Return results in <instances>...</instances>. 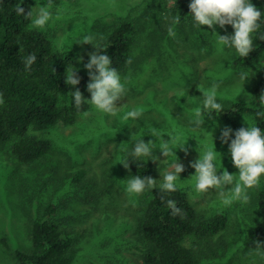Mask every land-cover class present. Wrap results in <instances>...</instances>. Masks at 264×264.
Returning <instances> with one entry per match:
<instances>
[{
  "label": "rangeland",
  "instance_id": "374dc122",
  "mask_svg": "<svg viewBox=\"0 0 264 264\" xmlns=\"http://www.w3.org/2000/svg\"><path fill=\"white\" fill-rule=\"evenodd\" d=\"M47 7L53 15L44 27L46 35L56 48L71 50L76 58L73 68L87 74L84 64L90 59L93 44L79 43L84 36H93L96 43L115 26L130 20L137 30V42L133 61L124 72H118L126 96L117 101L116 115L104 114L90 103L75 123H58L40 132L53 140V148L47 156L28 165L16 162L6 145L0 143V264H14L16 249L32 247L31 217L49 200L59 206V216L80 235V251L74 264H144L145 249L138 227L146 191L138 195L126 191L127 179L134 175L118 162H125L134 147L132 133L140 139L148 129H155L156 136L146 134L143 139L153 140L150 147L160 159L149 160L159 172L174 171L172 164L179 158L185 171L176 183L188 191L195 207L210 216L222 212L228 217L226 229L216 237L218 252L212 255L211 263L264 264V248H255L256 241H260L256 230L264 222L258 204L264 175L258 186L247 191V202L224 205L214 189L207 193L195 191V178L191 177L195 169L190 166L199 158V143L201 152L205 146L216 148L219 167L238 173L228 144L220 139L221 131L226 126L232 128L234 139L236 130L249 127L245 118L253 125L254 119L243 114L229 121L212 114L205 117L203 127L197 128L192 123L193 113L196 108L204 111V98L197 85L208 90L217 84V101L221 104L252 96L264 57L251 65L235 64L236 50L226 46L218 50L217 36L207 25L197 26L194 20L183 24V29L174 27L179 31L170 37L159 26L162 0H73ZM216 31L220 35L234 34L230 25H216ZM79 56L84 57L82 63ZM241 72L250 75L244 85ZM181 92L186 96L181 97ZM133 109L142 116L125 120L126 113ZM170 135L182 142L188 140L189 152L177 148L174 151L178 158L175 154L164 157L159 148ZM81 168L87 170L82 185L74 180Z\"/></svg>",
  "mask_w": 264,
  "mask_h": 264
},
{
  "label": "trees",
  "instance_id": "16d2710c",
  "mask_svg": "<svg viewBox=\"0 0 264 264\" xmlns=\"http://www.w3.org/2000/svg\"><path fill=\"white\" fill-rule=\"evenodd\" d=\"M68 1L73 0H0V143L6 145L10 155L22 165L44 158L53 148V140L41 136L40 132L58 123H75L81 113L90 108L91 95L86 89L89 75L77 69L81 80L76 87L85 97L79 110L69 93L73 88L66 83V71L75 64L74 53L56 48L45 28L33 27L31 20L15 11L18 3L27 12L33 4L58 6ZM250 2L262 13L260 28L252 34L253 51L246 58L237 54L234 59L237 65H251L264 57V39H260L264 34V0ZM189 3L190 0H162L164 9L159 24L162 32L166 34L170 26L183 29V24L193 21ZM177 18L179 23H174ZM136 42V27L132 21L125 20L95 44L109 55L112 66L122 73L133 61ZM92 50H96L94 45ZM32 54L37 59L32 70L26 72L22 57ZM222 107L223 113L212 114L229 121L248 114L253 117L254 126L264 131V63L260 64V77L252 96L232 99ZM130 159L129 154L125 162ZM129 163V173L134 176H151L157 179V185L163 182L150 160L146 162V158H142L140 166L136 161ZM86 176L87 170L81 168L75 172L74 180L82 185ZM177 185L175 192L163 194V200L158 188L146 191L143 196L145 208L138 232L145 249L144 264H214L211 259L218 252L216 237L226 229L228 217L222 212L210 216L200 211L188 191ZM169 199L181 209L183 218L171 214L167 206ZM258 204L264 213V187L258 194ZM30 233L32 247L16 249L14 264L75 263L80 251V235L59 216V206L51 200L31 217ZM256 234L264 243V222Z\"/></svg>",
  "mask_w": 264,
  "mask_h": 264
},
{
  "label": "clouds",
  "instance_id": "9594fccd",
  "mask_svg": "<svg viewBox=\"0 0 264 264\" xmlns=\"http://www.w3.org/2000/svg\"><path fill=\"white\" fill-rule=\"evenodd\" d=\"M189 8L196 25H207L212 30L211 33L217 36L216 44L218 50L222 51L225 46L234 48L242 58L248 57L253 51L252 34L260 28L262 13L250 0H190ZM15 11L17 15H22L26 20H31V24L35 28H44L53 15L47 6L37 4L26 12L25 8L18 3ZM174 23H179V19L177 18ZM216 25L221 28H225L226 25H232L234 34L220 35L216 31ZM167 31L170 37L174 38L176 36L173 27L170 26ZM260 39H264V34L260 36ZM94 40L95 38L91 35L84 36L82 40H78L81 44H93L96 49L88 54L90 59L84 64V68L88 70L90 77L87 90L91 94V98L88 100L96 110L114 116L118 110L117 101L123 100L126 96V87L122 83L117 69L112 66L109 55L102 52L94 43ZM20 50L22 51V49ZM36 59L35 54L22 57L26 72L32 70V65ZM77 59L82 63L84 57L79 56ZM77 71L75 67L71 69L68 67L66 83L73 88L69 93L74 99L75 107L79 110L85 97L80 89L76 87L81 80L77 75ZM249 76L247 72L240 73L242 85H244ZM197 88L202 92L204 98V111L202 112L200 108H196L193 113L192 123L197 128H200L205 124V117H212L213 112L217 114L224 111L222 104L217 101V84L213 83L211 89L206 90L199 83ZM180 95L181 97L186 96L183 92ZM187 102H189V96ZM205 112L207 113L206 115L204 114ZM140 116H142V113L133 109L126 113L124 119L132 118L135 120ZM245 121L249 127H241L236 130L234 139H231L233 129L227 126L221 131L220 136L222 143L228 144L233 165L239 170L238 173H230L224 166L219 167L216 163V148L205 146L204 151L201 152L199 143L197 148L199 158L190 162V166L195 169V174L191 176L195 178V191L197 193H207L210 189H214L222 198L224 205H230L234 201L247 202V191L258 186L261 176L264 175V131L260 127L251 124L246 118ZM146 134L155 137L156 131L155 129H148V132L143 137ZM143 137L136 139L132 133L131 141H134V147L130 153L132 159L127 162H118L128 168L129 172L131 171L130 161H136L140 166L139 162L142 158H146V162L149 159L153 161L160 159L159 156L153 155V149L150 147L153 144V140L145 142ZM230 139L231 142L229 143ZM187 141L182 142L178 137L170 135V139L162 143L159 150L166 158H169L172 154L176 155L174 150L177 148L182 149L187 154L189 152ZM172 168L174 171L160 172L163 182L159 185H157V179L151 176L130 175L131 178L127 179L126 191L129 194L138 195L158 188L163 200L164 193H171L177 190L178 185L176 182L181 179L180 173L185 171V166L179 161V158L173 162ZM221 168H223L222 173L220 171ZM229 185L231 187H228ZM167 206L172 210L171 214L173 216L181 215V218H183L181 209L176 206L173 200H167ZM256 245V249L264 248V243L260 241H256Z\"/></svg>",
  "mask_w": 264,
  "mask_h": 264
}]
</instances>
